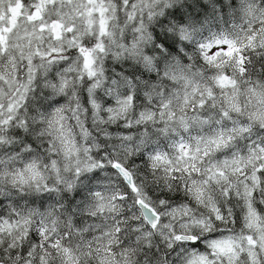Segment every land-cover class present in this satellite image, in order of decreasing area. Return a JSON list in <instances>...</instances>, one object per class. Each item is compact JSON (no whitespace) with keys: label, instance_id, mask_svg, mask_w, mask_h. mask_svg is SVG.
Here are the masks:
<instances>
[{"label":"clouds","instance_id":"9594fccd","mask_svg":"<svg viewBox=\"0 0 264 264\" xmlns=\"http://www.w3.org/2000/svg\"><path fill=\"white\" fill-rule=\"evenodd\" d=\"M0 264H264V0H0Z\"/></svg>","mask_w":264,"mask_h":264}]
</instances>
